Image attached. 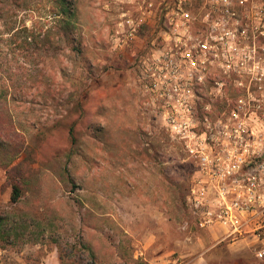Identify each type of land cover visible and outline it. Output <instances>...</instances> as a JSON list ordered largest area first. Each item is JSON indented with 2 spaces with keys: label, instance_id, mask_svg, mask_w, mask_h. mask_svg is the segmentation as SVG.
Here are the masks:
<instances>
[{
  "label": "rangeland",
  "instance_id": "obj_1",
  "mask_svg": "<svg viewBox=\"0 0 264 264\" xmlns=\"http://www.w3.org/2000/svg\"><path fill=\"white\" fill-rule=\"evenodd\" d=\"M58 1L0 0V264H264L251 235L199 226L152 105L188 0Z\"/></svg>",
  "mask_w": 264,
  "mask_h": 264
},
{
  "label": "built area",
  "instance_id": "obj_2",
  "mask_svg": "<svg viewBox=\"0 0 264 264\" xmlns=\"http://www.w3.org/2000/svg\"><path fill=\"white\" fill-rule=\"evenodd\" d=\"M201 1L202 19L193 1L178 3L152 105L195 169L188 203L199 226L225 240L251 235L264 260V0Z\"/></svg>",
  "mask_w": 264,
  "mask_h": 264
},
{
  "label": "trees",
  "instance_id": "obj_3",
  "mask_svg": "<svg viewBox=\"0 0 264 264\" xmlns=\"http://www.w3.org/2000/svg\"><path fill=\"white\" fill-rule=\"evenodd\" d=\"M58 2H61V5H59L61 10L59 9L58 12H55L57 14L56 17L59 18V17H61V15H63L65 17L68 16V18H72V14H74V12H72L73 10L70 6L71 4L68 3V0H60ZM21 196H22V193H21L19 187L15 186L13 194H12V202L13 203L19 202Z\"/></svg>",
  "mask_w": 264,
  "mask_h": 264
}]
</instances>
